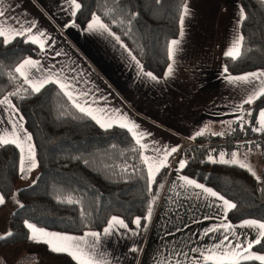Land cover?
Here are the masks:
<instances>
[{
	"label": "trees",
	"instance_id": "16d2710c",
	"mask_svg": "<svg viewBox=\"0 0 264 264\" xmlns=\"http://www.w3.org/2000/svg\"><path fill=\"white\" fill-rule=\"evenodd\" d=\"M238 1L247 13V19L239 29L245 41L241 58L232 60L222 57L231 74L264 68V4L261 0ZM79 2L82 8L74 18L75 24L83 27L90 20L91 13L97 12L137 56L145 71L157 77L163 75L169 61L168 42L179 33V17L184 0H160L159 3L156 0ZM109 9L113 10L111 14L104 16L103 13ZM120 10H124V15L120 14ZM131 12H138L139 15L129 25ZM113 18L124 22L112 24ZM129 27L131 31L125 36L123 33ZM22 40L18 37L7 47L0 43V53H12L4 57L9 67L17 65L25 57L38 58L42 54L36 45L25 44ZM22 84V78L13 83L6 75H0V98ZM12 102L24 116L25 129L32 134L39 166L32 170V181L20 185L18 148L12 144L0 147V193L4 198L13 196L16 201L6 218L9 231L15 235L6 241L0 240V244L26 243L53 264H76L69 255L50 251L47 244L28 241L29 230L24 221L55 232L79 235L85 231H100L112 216L123 218L129 227L133 225L135 217L144 216L148 201L155 196V185L161 172L156 174L152 191L148 192L147 169L140 163L141 150L132 151L138 146L127 130L114 127L105 131L91 119L82 117L71 102L58 93L55 85H49L41 93L29 95L23 100L12 97ZM261 107H264V96L252 105H244L246 110H253L252 116L246 117L252 125ZM232 128L236 130L231 131ZM257 134L261 136L258 141L261 142L262 151L264 134L254 133L250 127L241 132L237 124L231 125V138L227 137L225 142L220 141L219 136L204 135L194 139L198 145L184 143L181 148L184 159L190 161L182 171L237 204V208L227 214V218L233 222L245 218L264 221V191H261L264 189V160L259 181L238 165L200 161H206L212 148L216 149L214 156L222 150L230 153L237 150L235 145ZM128 165H136L139 172L133 168L123 171ZM33 180L37 181L34 185ZM68 197L80 203L59 202ZM3 207L4 204L0 205V209ZM82 210H86L87 214H82ZM143 224L142 219L141 228ZM254 249L264 251L261 246ZM245 264L261 263L253 261Z\"/></svg>",
	"mask_w": 264,
	"mask_h": 264
},
{
	"label": "crops",
	"instance_id": "0c3cea01",
	"mask_svg": "<svg viewBox=\"0 0 264 264\" xmlns=\"http://www.w3.org/2000/svg\"><path fill=\"white\" fill-rule=\"evenodd\" d=\"M185 3L190 14L184 19L181 51L175 56L173 74L167 78L164 76L168 64L172 62L168 61L163 75L158 77V80L139 76L137 74L139 69L135 67L127 53L119 45L113 46L114 42L110 43L104 37L85 33L83 29L87 24L83 27L75 24L65 28L64 25L70 23L73 17L70 11L65 10L67 5L64 4V0H3L0 4V10L7 9L8 16L21 19L26 16L28 19H35L38 28L50 33L56 40V44L51 49L46 46V52L33 59L41 60L46 67L52 64L57 68L66 66L64 74L69 76L74 75L71 68L74 66L72 61H75L76 67L94 73L91 76L94 84L84 87H99L101 93L109 97L110 107L120 109L121 113L127 114L128 121H134L139 124L141 130L152 134L142 143L150 144L154 140L161 146L165 144L180 146L172 155L174 158L172 159L171 156L168 158L169 167L160 171V177L155 185V196L158 199L154 206L151 224L143 236L136 238L137 246L142 251L129 252L132 240L121 238L119 234L105 239L113 264H154L157 257L163 260L167 252L174 248L179 247L188 251L194 247H210L221 235L216 233L201 238L202 230L210 225L219 224V213L214 214V222L211 219L204 220L203 217L218 212L220 201L206 194L197 195L200 193L199 189L180 188L182 182L176 179L177 175L195 178L183 171L177 173L175 169L179 160L183 158L181 149L183 144L187 139H191L195 131L207 125L205 135L213 136L212 132H223L224 135L219 136V140L222 141L226 136L225 133L228 134L230 130L229 125L221 121L232 120L233 116L221 115V113H229L232 104L237 102L238 95L242 96L243 93L238 94L235 88L220 78V73L225 66L222 57L225 56L224 53L236 32L240 5L238 0H184L183 5ZM174 39H180V19L179 33ZM60 50L68 55L55 56V52ZM258 70L264 68L233 75ZM101 93L96 95L99 96ZM103 103L101 101L100 106H103ZM261 109L264 107L259 110ZM259 110L253 126L256 125ZM128 121L122 117L119 120L120 123ZM6 127L10 129V125ZM4 138L13 137L4 135ZM260 138L261 136L257 134L251 139L258 141ZM192 140L195 144H199ZM21 146L27 148V144L22 143ZM252 147L253 151L257 150L254 145ZM18 151L19 170L21 157L19 148ZM141 151L150 157L157 156L151 149ZM262 151L258 174L264 160V149ZM243 154L241 151L240 156ZM145 167L147 169V165ZM27 173L26 171L25 174ZM19 174L21 175L20 172ZM205 186L210 187L207 184ZM210 204L212 207H209ZM245 219L239 222L228 220L238 225ZM129 228H135V225ZM236 231L241 234L247 233L249 239H254L247 228H237ZM87 232L89 231L79 235H66L80 237ZM253 251L262 252L255 249Z\"/></svg>",
	"mask_w": 264,
	"mask_h": 264
},
{
	"label": "snow or ice",
	"instance_id": "6c2138e0",
	"mask_svg": "<svg viewBox=\"0 0 264 264\" xmlns=\"http://www.w3.org/2000/svg\"><path fill=\"white\" fill-rule=\"evenodd\" d=\"M157 3L160 0H156ZM3 0H0V4ZM264 4V0H261ZM64 4L67 5L66 11H70V15L73 20L65 24L64 27L75 26L74 18L77 12L82 8V4L79 0H64ZM7 9L0 10V43L7 47L12 44L18 37L23 38L22 42L25 44L36 45L41 53L46 52V46L51 49L56 40L50 33L43 29L38 28L37 21L35 19H28L26 16L21 19L16 16H8ZM113 10L109 9L103 13L104 16L111 14ZM239 15L236 23V32L230 42L228 49L224 55L237 60L243 55L242 47L244 45L245 37L239 31L243 22L247 19V13L243 6L239 7ZM120 14L124 15V10H120ZM189 9L186 3L181 8L180 12V39H172L168 42L167 56L169 61L168 67L164 73L165 78L171 76L174 71V59L175 56L181 51V43L184 36V19L188 16ZM139 15L138 12H131V19L128 20V24L131 25L132 19H135ZM123 20L113 18L112 24L123 23ZM85 33L98 35L109 40L110 43L114 42L113 46L119 45L126 53L127 56L134 62L135 67L139 69L138 75L141 77L150 78L151 80H158L152 72H145L144 67L141 64L137 56L133 55L131 49L123 43L120 36L112 32L108 23H105L101 15L97 12L91 13V18L88 21L86 27L83 29ZM131 28L123 34L127 36ZM51 41V43H49ZM12 53H0V75H6L10 82H15L17 79L22 78L23 84L15 89L13 92H9L7 95L0 98V147L5 145H15L20 149V166L19 172L21 178H24L25 172H31L38 167V160L35 151V144L32 143V134L28 133L24 128V116L20 114L19 109L12 102V97H16L20 100L26 99L29 95H35L41 93L49 85H55L58 88V93L62 94L71 102L72 106L82 114V117H87L94 121L100 128L108 131L114 127H119L127 130L135 140V144L138 147L132 149V151H140L144 149H151L157 156H147L141 151L140 163L147 165V190L152 191V184L156 181V174L164 168H168V158L179 150V145L169 146L167 144L160 145L158 141H151L150 144L142 143L146 138L151 137V133L140 129L139 124L134 121H128L126 113H121L118 108H112L109 106V97L103 95L99 87H84V85H92L94 81L91 76L94 74L91 71L85 72L83 69L76 67V62L72 61L74 65L71 68V72L74 75H65V67L57 68L55 64L45 66L41 60L33 59L32 57L24 58L19 64L9 67L4 57L11 55ZM67 56L63 50L55 52V56ZM47 58V57H45ZM220 78L223 79L229 86L235 88L239 93H243L242 96L238 95L237 102H234L229 113H221V115H232L233 119L228 121H221L226 123L231 128V125L237 124L241 132H245L246 127H250L254 133H264V109L259 110L256 125L253 126L250 119L246 117L252 116V109H245L244 105H252L262 96H264V70H258L248 72L241 75H233L229 73L227 65L223 66L220 73ZM27 85V87H24ZM80 85V87H78ZM97 93H101L97 96ZM103 101V106H100V102ZM121 117L128 121L120 123ZM10 125V129L6 127ZM131 125V126H130ZM205 128H201L194 132L191 139L205 135ZM236 129L232 128L231 131ZM4 135H10L12 139L4 138ZM213 136H223V132H212ZM27 144V148L21 146V144ZM248 146V151H252L254 145L257 150L261 147L260 141H245L242 144L235 145V148L242 149ZM25 152L27 155L25 156ZM216 149L212 148L206 157V161L210 163H220L227 165H238L241 168L249 171L257 181L260 177L256 175V172L249 164L240 160L238 151H220L215 156ZM229 157V158H225ZM79 159V157H78ZM194 159V157H193ZM189 160L181 158L178 166L175 169L177 173H180L189 164ZM88 163L87 160L84 161ZM129 168H133L136 172H139V168L136 165H128L123 171L127 172ZM39 177H37V180ZM177 180L182 183L179 185L182 189L195 188L199 189L200 193L197 195L206 194L210 198L220 201L218 206V213L220 216L218 225H210L206 229L202 230L201 238L204 236H210L216 233H220L219 239L210 247H194L188 251H184L179 247L174 248L167 252L163 257L156 258L154 264H245V262L258 261L264 264V251L258 253L253 251L256 246H261L264 250V221L256 219H245L240 224H232L227 214L229 211L236 209L237 204L225 199L223 195H220L217 191H214L210 187H206L203 183H198L195 179H190L187 176L177 175ZM36 180H33V185L36 184ZM162 187V185H161ZM264 191V189H261ZM157 196H152L147 203V209L143 217L137 216L132 220V224L135 228H129L125 220L118 216H112L107 220L106 226L102 231H89L84 236H69L58 232L46 231L45 229H37L36 225L29 221H24L25 227L29 230L27 239L36 243H44L49 246L50 251L54 253H66L69 255L76 264H113V260L110 259V253L105 244V239L119 234L121 238H130L132 240V246L128 249L131 253H139L142 251L137 246L136 238L143 236L148 227L151 224V219L154 211V206L157 203ZM61 203L79 204V200H75L68 197L64 200H60ZM4 195L0 193V205L4 204ZM19 204V201H17ZM23 207L22 204L19 205ZM209 207H212L210 204ZM82 214L86 215V210H82ZM144 221L143 230H141V222ZM204 220L213 219L212 216H204ZM197 222V221H194ZM237 228H247L250 230L254 239H249L247 233L241 234L236 231ZM15 234L11 231H7L3 235H0V240H8ZM243 236V239H241Z\"/></svg>",
	"mask_w": 264,
	"mask_h": 264
},
{
	"label": "rangeland",
	"instance_id": "374dc122",
	"mask_svg": "<svg viewBox=\"0 0 264 264\" xmlns=\"http://www.w3.org/2000/svg\"><path fill=\"white\" fill-rule=\"evenodd\" d=\"M225 135H226L225 138H223L222 140L223 142H225L227 137L231 138V136L229 135V132L228 134L225 133ZM188 140L189 139H187L185 143H187ZM249 140L253 141V139L251 138ZM236 151L239 152L238 158L242 160L244 163L249 164L252 167V169L256 172V175L259 176L257 169L259 167L258 163L260 162L262 158L263 151H260V150L253 151V147H252V151L249 152L247 145L242 149H237ZM241 151H243L244 153L242 156H240ZM173 158L174 156L172 157V159ZM20 178H21V175H20ZM31 181H32V171L28 172L27 175L24 174V178H21L20 185H27ZM4 200H5L4 207L0 209V235H3L7 231H9V228L7 225L8 219L6 218H7V215L10 214L11 210L14 208L16 204L15 198L13 196L4 198ZM214 214H218V212L215 211L211 216L213 217ZM211 221L214 222L213 219H211ZM28 234H29V231H28ZM26 245H27L26 243L25 244L16 243L13 245L0 244V264H53V262L50 261L49 259H46L42 257V255L35 253V251L33 250L34 248H30Z\"/></svg>",
	"mask_w": 264,
	"mask_h": 264
},
{
	"label": "built area",
	"instance_id": "2783aa9c",
	"mask_svg": "<svg viewBox=\"0 0 264 264\" xmlns=\"http://www.w3.org/2000/svg\"><path fill=\"white\" fill-rule=\"evenodd\" d=\"M187 143L188 144H195V142L192 139H189Z\"/></svg>",
	"mask_w": 264,
	"mask_h": 264
}]
</instances>
